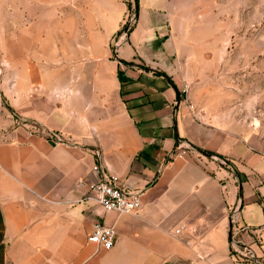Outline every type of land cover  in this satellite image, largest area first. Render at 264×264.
Here are the masks:
<instances>
[{
	"label": "crops",
	"instance_id": "0c3cea01",
	"mask_svg": "<svg viewBox=\"0 0 264 264\" xmlns=\"http://www.w3.org/2000/svg\"><path fill=\"white\" fill-rule=\"evenodd\" d=\"M214 1L0 0V264H248L232 237L264 260L262 100L229 76L230 29L200 23ZM97 163L140 214L78 185Z\"/></svg>",
	"mask_w": 264,
	"mask_h": 264
},
{
	"label": "rangeland",
	"instance_id": "374dc122",
	"mask_svg": "<svg viewBox=\"0 0 264 264\" xmlns=\"http://www.w3.org/2000/svg\"><path fill=\"white\" fill-rule=\"evenodd\" d=\"M214 2L215 16L221 12L224 14V19L218 20L216 17L212 19L209 14L207 20L200 23L206 24L209 32L213 29H230L228 42L225 41V45H228L226 56L230 67L229 76L247 77L248 96L257 95V99L262 100L261 111L258 110L262 114L261 112L264 113V0H215ZM227 11H229V20H227ZM128 25L127 20L122 34ZM261 122L264 124V116L261 117Z\"/></svg>",
	"mask_w": 264,
	"mask_h": 264
},
{
	"label": "built area",
	"instance_id": "2783aa9c",
	"mask_svg": "<svg viewBox=\"0 0 264 264\" xmlns=\"http://www.w3.org/2000/svg\"><path fill=\"white\" fill-rule=\"evenodd\" d=\"M128 21L129 25L121 36L122 40L126 38L129 30L135 24L136 14H131ZM3 71V65L0 64V78ZM188 93L189 86L185 85L182 90V96L185 95L184 98L187 102V106L191 110H195L196 106L189 101ZM30 134L33 135L34 132H30ZM48 135L49 139L55 144H60L64 141L60 132L50 131L48 132ZM180 148V154H186L188 147L180 146ZM94 172L100 177L99 181L86 183L84 180H80L78 185L82 187L86 186L98 204H100L106 211H117L121 214H140L143 209V202L140 194L120 186L117 182V178L108 173L106 166L103 163H97L94 166ZM231 220L233 225L238 222L235 213L232 215ZM176 232L181 233L182 228H178ZM88 240L103 249L110 250L117 243L118 232L114 225L98 221L94 223L92 232L88 236ZM232 247L233 252L239 256L243 262L248 264H264L251 247L247 246L236 237H232Z\"/></svg>",
	"mask_w": 264,
	"mask_h": 264
},
{
	"label": "trees",
	"instance_id": "16d2710c",
	"mask_svg": "<svg viewBox=\"0 0 264 264\" xmlns=\"http://www.w3.org/2000/svg\"><path fill=\"white\" fill-rule=\"evenodd\" d=\"M159 74L167 76L164 72H158ZM208 154H211V152H207Z\"/></svg>",
	"mask_w": 264,
	"mask_h": 264
}]
</instances>
